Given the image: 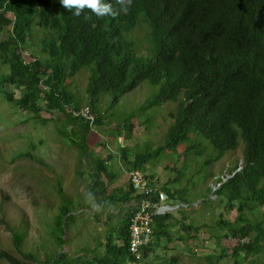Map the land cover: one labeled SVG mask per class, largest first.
Wrapping results in <instances>:
<instances>
[{"label":"trees","instance_id":"trees-1","mask_svg":"<svg viewBox=\"0 0 264 264\" xmlns=\"http://www.w3.org/2000/svg\"><path fill=\"white\" fill-rule=\"evenodd\" d=\"M109 2L117 14L101 18L87 8L75 16L59 0H0V35L7 34L0 41V61L10 69V73L0 77V90L9 102L15 101L20 111L33 115L37 121H52L42 117L44 112H60L58 119L65 128L60 125L59 133L67 138L68 129L70 134H80L81 144L76 140L73 143L86 154V137L91 127L105 123L104 115L97 112L103 96L110 95L114 104L144 81L159 86L158 93L141 110L168 101L176 104L168 114L165 139L153 150L136 152L132 161L127 148L121 147L125 167L147 172L149 163L167 152H173L177 162L182 146L187 160L179 168L175 162L172 169L176 178L159 182L158 189L169 200L186 203L188 189L185 185L177 187V183L184 177L181 171L190 166V160L197 161L201 172L227 153L239 152L240 159L227 169V180L216 179L221 185L213 193L219 204H224L226 210L236 209L238 216L231 221L226 214H220L215 226L225 232L224 239H229L231 233L238 240L232 249L234 264H242L243 259L238 261L237 257L244 258L246 254L255 256L254 264H264V257L259 256L264 248V0H132L127 13L120 11L117 0ZM141 23L148 26L149 42L148 48L139 51L127 36ZM36 37L48 57L27 62L24 46L32 44ZM87 66L88 103H83L77 101L70 84ZM6 85L19 88L23 94L15 99L14 93L5 90ZM85 106L92 120L86 118ZM132 118L118 127L119 134L126 131V140L134 138ZM193 136L204 137L209 145ZM91 155L92 165H96L87 194H93L95 205L134 199L131 189H109L118 178L107 169L113 156L97 161ZM23 156L31 157L29 153L18 155ZM239 160L243 168L238 171ZM153 177L160 181L159 175L152 174ZM208 193H212L211 188ZM157 198L156 194L154 200ZM69 213L66 205L61 207L60 225L64 218L72 216ZM159 217L171 219L166 213L155 216L153 222ZM158 221L157 229L153 225V241L159 245L167 237L171 242L166 224ZM0 222L13 233L21 258L38 263L33 252L21 247L23 239L14 226L5 219ZM130 225L128 210L117 229L119 237L107 239L101 244L106 253L86 264H131L134 259L129 250ZM183 228L195 234L201 231L191 225ZM63 236L64 233L58 239L60 244L65 243ZM154 244L143 248L142 264H147ZM220 255V259L228 256L225 247ZM57 256L48 260L49 264H70L65 263L64 253ZM0 259L9 264H28L7 250H0ZM178 261L174 257L169 260Z\"/></svg>","mask_w":264,"mask_h":264},{"label":"rangeland","instance_id":"rangeland-1","mask_svg":"<svg viewBox=\"0 0 264 264\" xmlns=\"http://www.w3.org/2000/svg\"><path fill=\"white\" fill-rule=\"evenodd\" d=\"M148 32V26L141 23L127 37L134 41L141 51L142 47L148 48ZM6 35L1 34L0 41ZM38 39L39 37H36L32 44L27 43L24 46L23 57L27 62L48 57V54L41 50ZM8 73L10 69L0 61V77ZM89 75L90 70L87 66L71 80L70 89L77 95L79 102L88 103L86 89ZM5 90L14 93L15 99L23 94L19 88L12 85H6ZM158 91L159 86L144 81L114 104L110 95L103 96L97 106V112L104 115L105 123L91 127L85 143L87 153L84 154L78 145L73 143L76 140V143L81 144L80 134H70L71 130L68 129L70 137L67 138L59 133L60 125L61 128H65L58 119L60 112H44L42 117L52 121L47 123L37 121L33 115L20 111L15 101L9 102L0 90V220L5 219L14 226L15 231L23 239L21 246L23 250L33 252L37 256L39 262L36 264H49L48 260L57 259L59 253L65 254V263L86 264L89 260L106 253L101 244L107 239L115 240L119 237L117 229L125 218L126 208H129L131 202L119 200L117 204L101 206L88 202L91 172L96 165H92L89 156L95 155L97 161L109 155L113 156L112 160L107 162V169L109 168L118 178L111 187L116 190H128L126 174L129 171L125 169L121 146L127 148V155L131 158L138 151L153 150L164 141L170 123L168 114L176 107L174 102L168 101L163 105L148 106L141 110ZM86 108L87 106L83 109ZM132 116L131 120L135 125L134 138L126 140V131L122 130V134H119L118 127L125 121L129 123ZM142 123H145L144 126ZM193 139L209 145L202 136L200 138L193 136ZM182 151L181 146L177 162L173 152H167L160 158L152 160L147 172L159 175L161 183L169 178H176V171L172 169L175 162L179 168L187 160ZM21 153H29L31 157H18ZM205 158L206 156L198 160L202 161ZM238 159L239 152H229L223 159L201 172L197 169V161L190 160L191 167L188 166L181 171L184 177L178 179L177 183V187L185 185L188 189L186 203L179 200L166 201V204L178 208L170 212L171 219L163 220L159 217L153 222L155 229L158 220L166 224L171 242L164 237L157 245V241L154 240L155 244L147 258V264H234L235 256L232 249L238 240L232 237L231 233L229 239H224L225 232L216 228L215 221L220 214H226L229 220L234 221L238 213L236 209L226 210L224 204L218 203V196L213 193L221 185L220 181L216 183V179L220 177L224 181L227 180L229 176L227 169ZM239 163L241 165L239 169H242L243 164L240 160ZM105 180L108 182L106 176ZM210 188L212 193H208ZM64 205L68 207L69 215L72 216L68 220L64 218L60 225L58 217ZM261 210L264 212V208ZM183 225L199 227L201 231L196 234L194 231L187 232ZM62 233L64 244L58 242ZM223 247L227 250L228 256L220 259L218 256ZM0 250H7L18 259L32 264L21 258L14 245L13 233L1 222ZM262 250L259 256L264 257V248ZM172 257L179 261L169 262ZM237 258L238 261L243 259L242 264H254L255 261L253 254ZM0 264L9 263L0 259Z\"/></svg>","mask_w":264,"mask_h":264},{"label":"built area","instance_id":"built-area-1","mask_svg":"<svg viewBox=\"0 0 264 264\" xmlns=\"http://www.w3.org/2000/svg\"><path fill=\"white\" fill-rule=\"evenodd\" d=\"M87 119L92 120L93 116L88 109L84 110ZM139 169L128 173L129 189L135 199L134 208L131 213L129 250L134 261L131 264H142L144 260V247L152 242L153 219L157 215L171 212L176 207L166 204L168 195L158 188L161 186L156 177ZM157 200H154L155 195ZM137 196V198H136ZM139 200H136L138 199Z\"/></svg>","mask_w":264,"mask_h":264},{"label":"clouds","instance_id":"clouds-1","mask_svg":"<svg viewBox=\"0 0 264 264\" xmlns=\"http://www.w3.org/2000/svg\"><path fill=\"white\" fill-rule=\"evenodd\" d=\"M59 2L64 8H66L69 12H72V14L75 16H80L82 11L85 8L90 9L91 14H94L95 16L101 17V18L108 16V15L115 16L117 14V12L113 9L112 3L109 2V0H59ZM117 3L119 4L120 11L123 13H127L129 11L131 4H132V0H117ZM239 170H241V169H238V171ZM150 174H152V173H150ZM93 199H94L93 194L91 192H89L87 194L88 202H93ZM131 200L135 201V199H131ZM172 206L176 207L175 209L178 208V206H175V205H172ZM168 213H170V212H168ZM157 216H159V215H157ZM152 228H153V224H152ZM194 228H196V227H194ZM152 242H153V237H152Z\"/></svg>","mask_w":264,"mask_h":264},{"label":"crops","instance_id":"crops-1","mask_svg":"<svg viewBox=\"0 0 264 264\" xmlns=\"http://www.w3.org/2000/svg\"><path fill=\"white\" fill-rule=\"evenodd\" d=\"M121 147H123V148H126V147H124V146H121ZM121 155H122V153H121ZM109 156H111V155H109ZM129 160H134L133 159V157L131 158V157H129ZM125 169L127 170V171H130L129 169H127L126 167H125ZM124 172H126L125 170H124ZM127 173V172H126ZM127 175V178H128V173L126 174ZM123 178H125V177H123ZM126 179V178H125ZM124 180V179H123ZM116 182V180H114L113 182H111L110 183V185H109V188L112 190L113 188L111 187L112 186V184H114ZM123 190H125V189H123ZM125 191H128V190H125ZM130 202H131V204L129 205V208H126L127 209V211L128 210H131V213H132V210H133V208H134V204H135V202L134 201H132V200H130ZM152 249H153V247H152Z\"/></svg>","mask_w":264,"mask_h":264}]
</instances>
